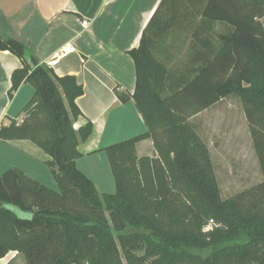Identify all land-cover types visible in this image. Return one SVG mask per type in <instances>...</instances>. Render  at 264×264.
Here are the masks:
<instances>
[{
    "label": "trees",
    "instance_id": "16d2710c",
    "mask_svg": "<svg viewBox=\"0 0 264 264\" xmlns=\"http://www.w3.org/2000/svg\"><path fill=\"white\" fill-rule=\"evenodd\" d=\"M263 17L264 0L161 1L131 51L136 89L117 91L122 102L134 99L148 130L105 148L115 194H101L77 167L78 147L93 132L91 122L74 127L83 85L57 75L27 43L0 37V49L23 61L9 97L23 83L35 89L27 116L2 125L0 140L35 143L59 187L18 167L0 175V258L17 251L27 264H264L263 198H222L208 145L190 122L237 95L264 172ZM174 31L192 37L182 68L157 56ZM147 138L158 158L137 156Z\"/></svg>",
    "mask_w": 264,
    "mask_h": 264
},
{
    "label": "crops",
    "instance_id": "0c3cea01",
    "mask_svg": "<svg viewBox=\"0 0 264 264\" xmlns=\"http://www.w3.org/2000/svg\"><path fill=\"white\" fill-rule=\"evenodd\" d=\"M161 1L0 0V37L27 43L41 63L48 64L59 76L75 75L83 85L84 93L76 100L82 115L74 127L79 129L91 122L93 132L79 145L81 156L76 162L101 194H115L117 190L105 148L148 130L134 99L122 102L117 91L132 95L136 89L131 51L139 47ZM21 67L23 61L17 55L0 49V127L21 120L34 96V87L23 83L13 98L9 97L12 74ZM210 108L190 122L193 124L194 117ZM197 133L210 150L205 138ZM136 152L139 158L159 157L152 138L139 141ZM49 159L28 139L0 140V173L18 167L55 188L58 185L46 164ZM21 255L11 251L0 258V264H12Z\"/></svg>",
    "mask_w": 264,
    "mask_h": 264
},
{
    "label": "rangeland",
    "instance_id": "374dc122",
    "mask_svg": "<svg viewBox=\"0 0 264 264\" xmlns=\"http://www.w3.org/2000/svg\"><path fill=\"white\" fill-rule=\"evenodd\" d=\"M261 22L264 24V17ZM158 48L157 56L161 59L168 57L166 62L170 68H182L188 63L193 51L191 33L174 31ZM26 116L25 112L24 117L17 122L21 123ZM192 122L197 132L210 145L212 164L222 198L237 195L245 198L261 196L264 201V172L241 99L237 95H231L206 113L194 117ZM259 136L264 141V128ZM2 173L4 172L0 175ZM58 188L56 186L53 189ZM24 260L21 255V259L17 258L12 264H27Z\"/></svg>",
    "mask_w": 264,
    "mask_h": 264
},
{
    "label": "built area",
    "instance_id": "2783aa9c",
    "mask_svg": "<svg viewBox=\"0 0 264 264\" xmlns=\"http://www.w3.org/2000/svg\"><path fill=\"white\" fill-rule=\"evenodd\" d=\"M86 23V22H85ZM215 226V222L213 220H211L205 227H204V231L205 232H209L210 230H212Z\"/></svg>",
    "mask_w": 264,
    "mask_h": 264
}]
</instances>
